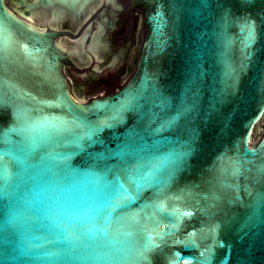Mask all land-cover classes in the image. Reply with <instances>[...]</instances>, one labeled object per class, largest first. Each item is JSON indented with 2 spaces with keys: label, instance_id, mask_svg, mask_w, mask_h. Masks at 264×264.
<instances>
[{
  "label": "water",
  "instance_id": "95a60500",
  "mask_svg": "<svg viewBox=\"0 0 264 264\" xmlns=\"http://www.w3.org/2000/svg\"><path fill=\"white\" fill-rule=\"evenodd\" d=\"M138 3L133 73L80 100L0 0V264H264V0Z\"/></svg>",
  "mask_w": 264,
  "mask_h": 264
},
{
  "label": "flooded vegetation",
  "instance_id": "af4514ba",
  "mask_svg": "<svg viewBox=\"0 0 264 264\" xmlns=\"http://www.w3.org/2000/svg\"><path fill=\"white\" fill-rule=\"evenodd\" d=\"M4 4L33 29L55 33L54 41L67 57L63 71L73 97H85L86 87L79 82L93 79L75 71L90 67V72L98 74L107 63L110 69L118 62L121 66L145 32L138 0H4ZM139 52L140 48L137 56Z\"/></svg>",
  "mask_w": 264,
  "mask_h": 264
},
{
  "label": "rangeland",
  "instance_id": "374dc122",
  "mask_svg": "<svg viewBox=\"0 0 264 264\" xmlns=\"http://www.w3.org/2000/svg\"><path fill=\"white\" fill-rule=\"evenodd\" d=\"M145 32L142 34L139 39L136 41L137 47L135 48V51H133L131 54H129L125 58V71L124 73L112 78L111 80L105 81L104 83L96 86L93 90L91 91H86V96L85 97H79L75 96L76 99H81V100H87L93 95H98V94H108L113 92L114 90L118 89L122 84L125 83V81L131 76L135 69V64L136 60L138 58L137 56V50L141 46V42L144 39ZM67 72V71H66ZM72 88V87H71ZM264 132V113L258 124L255 126V129L253 131V134L251 136V143L256 144L262 133Z\"/></svg>",
  "mask_w": 264,
  "mask_h": 264
}]
</instances>
